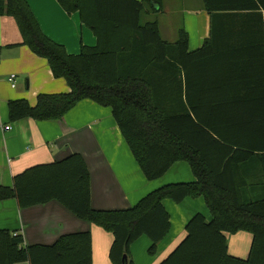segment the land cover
<instances>
[{"label": "trees", "instance_id": "16d2710c", "mask_svg": "<svg viewBox=\"0 0 264 264\" xmlns=\"http://www.w3.org/2000/svg\"><path fill=\"white\" fill-rule=\"evenodd\" d=\"M58 2L80 14L97 45L70 54L42 31L27 0H0V15L16 20L22 44L70 87L38 94L35 105L9 100V120H60L90 99L112 109L148 180L178 161L189 163L195 180L162 185L126 209H95L90 170L72 153L15 175L12 186L0 185V201L14 198L26 208L58 200L114 234L113 264H135L131 245L138 238L148 236L155 255L172 229L164 200L203 197L211 218L195 213L185 237L158 264H264V0H203L210 36L193 52L184 29L171 43L157 20L143 22L146 8L161 12L164 0ZM240 231L252 235L246 258L229 251L226 233ZM22 262L92 264V235L26 245L19 232L0 228V264Z\"/></svg>", "mask_w": 264, "mask_h": 264}, {"label": "crops", "instance_id": "0c3cea01", "mask_svg": "<svg viewBox=\"0 0 264 264\" xmlns=\"http://www.w3.org/2000/svg\"><path fill=\"white\" fill-rule=\"evenodd\" d=\"M27 1L42 31L62 44L68 53L79 54L83 45H97V36L81 21L78 12L68 14L58 0ZM146 10L142 15L144 23L154 19L153 12ZM162 12L168 21H157L162 37L169 42L176 41L180 30H187L191 35L189 50L193 52L210 36V14L204 2L191 8L185 0H164ZM22 41L16 20L0 15V58L7 67L0 65V185L12 186L14 176L25 169L61 160L72 153H80L90 170L91 204L95 209H126L162 185L195 180L186 161L174 163L163 177L148 180L122 135L112 109L90 99L82 100L60 120L24 118L11 122L9 100L27 99L35 105L40 93L70 91L64 78L54 77L47 59L37 56ZM14 73L17 77L13 88L9 76ZM164 205L171 215L172 229L158 244L155 255L148 252L150 238L146 235L138 238L131 245L135 264H158L166 258L185 237L186 225L195 213L211 218L203 197H189L180 203L166 199ZM0 228L19 232L26 245H50L64 234L89 231L92 264H113L110 249L114 234L79 218L55 199L26 208L19 207L14 198L0 201ZM226 236L230 253L244 258L249 255L250 233L240 231Z\"/></svg>", "mask_w": 264, "mask_h": 264}, {"label": "rangeland", "instance_id": "374dc122", "mask_svg": "<svg viewBox=\"0 0 264 264\" xmlns=\"http://www.w3.org/2000/svg\"><path fill=\"white\" fill-rule=\"evenodd\" d=\"M185 2H186V5H191V8L193 7V5H196V4H200V3H202L203 1L202 0H185ZM163 13L164 12H156L154 15H153V17H154V19L153 20H164V21H168V17H166L167 15L166 14H164L163 15ZM186 32L188 33V31L186 30ZM188 35H189V41H190V37H191V35L188 33ZM167 37H168V35H167ZM192 37H196L194 34H192ZM200 42V39L196 42V44L197 43H199ZM191 44L193 45V42H191ZM0 65L1 66H3V68H7L6 67V65H5V63H4V60H2V58H0ZM15 74V73H14ZM27 100V99H26ZM28 101V100H27ZM29 102V101H28ZM30 103V102H29ZM242 232H245V231H242ZM246 233H248V232H246ZM230 236V238L232 239L233 238V236L232 235H229ZM251 243V242H250Z\"/></svg>", "mask_w": 264, "mask_h": 264}, {"label": "built area", "instance_id": "2783aa9c", "mask_svg": "<svg viewBox=\"0 0 264 264\" xmlns=\"http://www.w3.org/2000/svg\"><path fill=\"white\" fill-rule=\"evenodd\" d=\"M16 77H17L16 74H11L9 76V81L11 82L13 88L16 87Z\"/></svg>", "mask_w": 264, "mask_h": 264}, {"label": "water", "instance_id": "95a60500", "mask_svg": "<svg viewBox=\"0 0 264 264\" xmlns=\"http://www.w3.org/2000/svg\"><path fill=\"white\" fill-rule=\"evenodd\" d=\"M126 257V256H125Z\"/></svg>", "mask_w": 264, "mask_h": 264}]
</instances>
